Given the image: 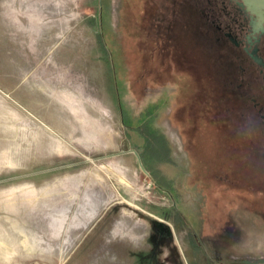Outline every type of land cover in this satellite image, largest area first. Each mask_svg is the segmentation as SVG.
Returning <instances> with one entry per match:
<instances>
[{
    "label": "rangeland",
    "instance_id": "rangeland-1",
    "mask_svg": "<svg viewBox=\"0 0 264 264\" xmlns=\"http://www.w3.org/2000/svg\"><path fill=\"white\" fill-rule=\"evenodd\" d=\"M158 1L0 0V264H264V117Z\"/></svg>",
    "mask_w": 264,
    "mask_h": 264
},
{
    "label": "flooded vegetation",
    "instance_id": "flooded-vegetation-1",
    "mask_svg": "<svg viewBox=\"0 0 264 264\" xmlns=\"http://www.w3.org/2000/svg\"><path fill=\"white\" fill-rule=\"evenodd\" d=\"M152 6L162 45L174 48L180 38L185 41L189 26L195 27L197 40L217 48L221 85H234L225 89L249 100L264 117V19L247 11L241 0H159Z\"/></svg>",
    "mask_w": 264,
    "mask_h": 264
},
{
    "label": "water",
    "instance_id": "water-1",
    "mask_svg": "<svg viewBox=\"0 0 264 264\" xmlns=\"http://www.w3.org/2000/svg\"><path fill=\"white\" fill-rule=\"evenodd\" d=\"M246 10L255 14L260 19H264V0H241ZM259 63L260 61L256 59Z\"/></svg>",
    "mask_w": 264,
    "mask_h": 264
}]
</instances>
